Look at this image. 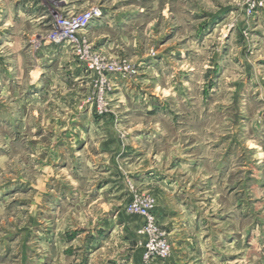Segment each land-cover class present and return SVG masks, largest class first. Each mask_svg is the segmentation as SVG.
I'll return each instance as SVG.
<instances>
[{"label": "rangeland", "instance_id": "obj_1", "mask_svg": "<svg viewBox=\"0 0 264 264\" xmlns=\"http://www.w3.org/2000/svg\"><path fill=\"white\" fill-rule=\"evenodd\" d=\"M65 2L77 13L101 11L80 32L87 58L47 38L65 14L52 0H0V264H126L135 246L141 264H264V26L252 22L264 8L248 14L244 0ZM88 58L130 69L98 71ZM200 155L208 173L216 158L224 163L225 181L210 182L203 203ZM147 165L190 187L198 210L215 209L217 189V208L228 212L255 184L248 247L215 243V230L207 240L188 230L191 247L174 248L152 188L138 183ZM138 197L155 202L165 258L143 259V217L126 212ZM137 217L143 238L131 243L125 227Z\"/></svg>", "mask_w": 264, "mask_h": 264}, {"label": "crops", "instance_id": "obj_2", "mask_svg": "<svg viewBox=\"0 0 264 264\" xmlns=\"http://www.w3.org/2000/svg\"><path fill=\"white\" fill-rule=\"evenodd\" d=\"M252 20V22H254L255 24H262L264 26V9L259 14L254 15ZM119 22V24L123 23L124 18L120 19ZM97 23L98 22L93 21L89 26H94ZM73 66L74 64L71 65V68H73ZM252 69H257V67L255 65H252ZM143 155L141 156L143 157ZM205 164L206 161H204L200 155L198 168L200 170H204V173H202L198 179L199 196L197 198V201H199L200 203L204 202L201 200H207V189L210 182L225 181L224 177L222 176V171L219 172L224 164L223 161L220 160V158H216L215 160L214 173H208L205 170ZM232 169L233 168H231V170ZM139 174L140 177L138 183L142 185H149V187L152 188V191L155 194L158 222L168 233L169 240L171 241L174 248L177 245H180L183 248L189 246L191 247L192 243L190 242L188 230H191V232H193L195 236H198V240L199 238L201 239V237L204 240H207V234L210 232V230H215V233L217 234L214 239L215 243L227 242V244H229L232 249L236 250L239 248H242L243 250L247 248V245L251 243L252 240H250V238L253 239V234L255 232L254 212L253 209L249 207L247 201L248 199H250L249 196L251 195L255 184H247L246 193L237 196V199L234 202L233 206L234 209H231L228 212H224L222 208H217L216 200L220 193L217 192L216 189L217 183L212 184L211 187L216 189L213 197L215 199V209L209 211L207 209H194L191 203H195L196 201L195 198L194 200H192L191 198L192 190L190 189V187L185 185L177 186V180L175 178H169L170 175L166 174L163 169H155V166L147 165L146 169L144 167L140 171H138L137 175ZM254 176L253 181H256L257 178H255ZM188 181V184H190V180ZM262 188H264V185H262ZM245 196H247V198H245ZM204 207L206 208V205H204ZM204 207H201V209ZM141 224V218L137 217L135 218L133 223L130 222L129 225L125 227V229L127 228V240L131 243H137L142 240L143 237L138 233ZM224 228L227 231H223ZM241 261L242 260L234 259L231 261V264H239V262ZM248 262L249 261L247 260L246 264H249ZM126 264H141V247H134V250H132L130 257L126 259ZM166 264L197 263L196 261L195 263H193V260L191 259L186 260L173 257L167 260Z\"/></svg>", "mask_w": 264, "mask_h": 264}, {"label": "built area", "instance_id": "obj_3", "mask_svg": "<svg viewBox=\"0 0 264 264\" xmlns=\"http://www.w3.org/2000/svg\"><path fill=\"white\" fill-rule=\"evenodd\" d=\"M57 6L53 11L61 13L62 9L65 14L55 16V30L47 34V38L52 41L65 40L72 46L78 47L80 57L87 58V46L80 39V32L87 28L92 21L100 17L101 11L97 8H91L81 13H77L71 9L65 0H52ZM246 12L253 14L261 8H264V0H244ZM57 10V11H56ZM81 47V48H80ZM89 57V56H88ZM90 68L103 70L106 72H122L128 71L130 65L125 61L121 63L101 64L97 58L85 59ZM100 77V89L104 83V79ZM155 202L150 197L134 198L126 206V212L130 214H137L143 217V226L140 230L146 236L144 243L143 259L149 261L150 259L165 258L170 254V245L155 220L154 215Z\"/></svg>", "mask_w": 264, "mask_h": 264}]
</instances>
